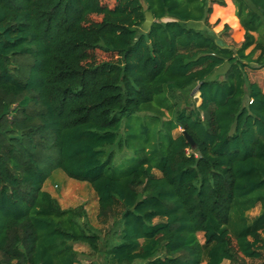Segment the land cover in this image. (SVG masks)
I'll list each match as a JSON object with an SVG mask.
<instances>
[{
    "label": "trees",
    "instance_id": "16d2710c",
    "mask_svg": "<svg viewBox=\"0 0 264 264\" xmlns=\"http://www.w3.org/2000/svg\"><path fill=\"white\" fill-rule=\"evenodd\" d=\"M213 1L0 0V264H264V0H233L235 47Z\"/></svg>",
    "mask_w": 264,
    "mask_h": 264
},
{
    "label": "rangeland",
    "instance_id": "374dc122",
    "mask_svg": "<svg viewBox=\"0 0 264 264\" xmlns=\"http://www.w3.org/2000/svg\"><path fill=\"white\" fill-rule=\"evenodd\" d=\"M224 3L211 2L213 7L212 13L209 15V24L210 27L218 34L220 38L224 40L231 46H238L244 39V28L242 27L239 18L236 14V6L233 0H223ZM112 3V1H110ZM149 17L147 22L141 28L142 31H146L148 28ZM226 25L228 28H226ZM109 54L101 53V59H109ZM225 68H222L218 71V75H222ZM251 76L254 80H257L262 87L264 88V68L259 69L251 73ZM182 94L185 97V100L191 104H200L201 100L199 98L200 93L197 86L191 90L183 91ZM179 128L175 133L181 132ZM134 132L138 133L140 131L139 124H135ZM111 149H114L117 154V160L120 162L125 155L130 152L127 149H120L118 145L111 146ZM160 174L159 171H156ZM46 188L56 196L63 207H71L76 205H84L87 212V218L89 221L101 228H105V224L99 219V203L98 196L95 190L87 181H81L75 178L68 176L62 169H56L53 174L48 178L46 182ZM260 207H256L250 212V215L253 216L259 212ZM75 247L80 252V257L82 259L79 264H87L92 261L93 257L88 255L89 249L84 244H75ZM102 258L100 259V261ZM253 264H256L254 262Z\"/></svg>",
    "mask_w": 264,
    "mask_h": 264
},
{
    "label": "water",
    "instance_id": "95a60500",
    "mask_svg": "<svg viewBox=\"0 0 264 264\" xmlns=\"http://www.w3.org/2000/svg\"><path fill=\"white\" fill-rule=\"evenodd\" d=\"M183 133H184V135L186 136V138L188 139V141H189L191 144H195V143H194V139L192 138V136H191L186 130H184Z\"/></svg>",
    "mask_w": 264,
    "mask_h": 264
}]
</instances>
